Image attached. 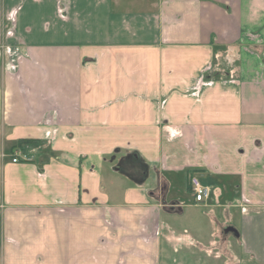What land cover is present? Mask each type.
Listing matches in <instances>:
<instances>
[{
	"label": "crops",
	"instance_id": "crops-1",
	"mask_svg": "<svg viewBox=\"0 0 264 264\" xmlns=\"http://www.w3.org/2000/svg\"><path fill=\"white\" fill-rule=\"evenodd\" d=\"M145 1L0 0V264H264V0Z\"/></svg>",
	"mask_w": 264,
	"mask_h": 264
},
{
	"label": "built area",
	"instance_id": "built-area-1",
	"mask_svg": "<svg viewBox=\"0 0 264 264\" xmlns=\"http://www.w3.org/2000/svg\"><path fill=\"white\" fill-rule=\"evenodd\" d=\"M17 156L18 154L15 153V156L12 157L13 162L18 160ZM23 159H25V157H23ZM189 187L195 202H204L210 196V189L203 185L196 175H191L189 177Z\"/></svg>",
	"mask_w": 264,
	"mask_h": 264
},
{
	"label": "rangeland",
	"instance_id": "rangeland-1",
	"mask_svg": "<svg viewBox=\"0 0 264 264\" xmlns=\"http://www.w3.org/2000/svg\"><path fill=\"white\" fill-rule=\"evenodd\" d=\"M142 3L141 4H146V1L145 0H140ZM237 219V218H236ZM236 222H237V220H233V221H231V223L230 224H233L234 226H235V224H236ZM205 238H207V237H205ZM228 238H229V243H230V249H231V251H232V253H231V255H234V258H235V261H238V260H240V257H239V253H238V246H237V243H236V240H235V238H234V235L232 234V233H230L229 234V236H228ZM208 239V238H207ZM216 239V238H215ZM197 249V248H196ZM178 254V253H177ZM192 255H196V256H198V258H203V259H205V260H207L208 261V259H210V256H208L209 254H207V252L206 253H204L203 251H199V250H197V251H194L193 253H192ZM204 256H208V258H206V257H204ZM210 261V260H209ZM222 261V260H221Z\"/></svg>",
	"mask_w": 264,
	"mask_h": 264
},
{
	"label": "trees",
	"instance_id": "trees-1",
	"mask_svg": "<svg viewBox=\"0 0 264 264\" xmlns=\"http://www.w3.org/2000/svg\"><path fill=\"white\" fill-rule=\"evenodd\" d=\"M33 142H34L33 140H30V139H24V140H20V141H18L17 145L21 146V145L31 144V143H33Z\"/></svg>",
	"mask_w": 264,
	"mask_h": 264
},
{
	"label": "water",
	"instance_id": "water-1",
	"mask_svg": "<svg viewBox=\"0 0 264 264\" xmlns=\"http://www.w3.org/2000/svg\"><path fill=\"white\" fill-rule=\"evenodd\" d=\"M228 230H231L232 232H235L236 233V235H237V232H236V230L235 229H233L232 227H229V229Z\"/></svg>",
	"mask_w": 264,
	"mask_h": 264
}]
</instances>
